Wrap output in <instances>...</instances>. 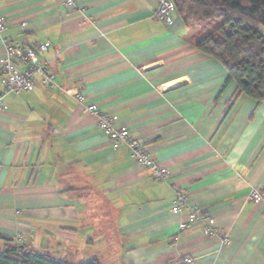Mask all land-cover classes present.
Segmentation results:
<instances>
[{
  "label": "crops",
  "instance_id": "0c3cea01",
  "mask_svg": "<svg viewBox=\"0 0 264 264\" xmlns=\"http://www.w3.org/2000/svg\"><path fill=\"white\" fill-rule=\"evenodd\" d=\"M155 0H0L8 36L54 75L4 96L0 110V237L71 263L264 264V101L218 97L227 72L199 51L198 29ZM24 25L22 27L21 25ZM5 48L0 38V59ZM6 76L0 68V95ZM97 105L143 138L169 178L156 181L127 145L114 149ZM253 189L263 195L249 200ZM178 193L189 198L175 214ZM214 217L218 236L186 231L190 207ZM5 241L0 238V249Z\"/></svg>",
  "mask_w": 264,
  "mask_h": 264
},
{
  "label": "trees",
  "instance_id": "16d2710c",
  "mask_svg": "<svg viewBox=\"0 0 264 264\" xmlns=\"http://www.w3.org/2000/svg\"><path fill=\"white\" fill-rule=\"evenodd\" d=\"M173 2L183 23L190 29L199 28L196 48L225 66L227 77L218 97L235 84L233 101L243 95L264 101V0ZM204 23H208L207 30ZM0 238L5 241L0 264H74L41 254L17 240ZM76 264L101 263L93 259Z\"/></svg>",
  "mask_w": 264,
  "mask_h": 264
},
{
  "label": "built area",
  "instance_id": "2783aa9c",
  "mask_svg": "<svg viewBox=\"0 0 264 264\" xmlns=\"http://www.w3.org/2000/svg\"><path fill=\"white\" fill-rule=\"evenodd\" d=\"M155 1L154 17L170 25L172 23V13L175 11L173 0ZM75 6L76 0H65V7L72 9ZM21 26L24 27L23 24ZM7 30V23L0 16V38L5 48V55L0 59V68L2 74L6 76L4 88L0 95V110L5 108L4 96L32 90L38 75L48 85H55L54 75L49 67L39 60V54L44 53L50 47V44L44 43L32 46L26 42L19 43L6 34ZM78 102L85 105L86 112L97 117V128L108 138L114 149L119 148L122 144L127 145L133 161L148 171L156 181H165L169 178L170 174L154 159L143 138L131 135L127 129L117 123L113 116L103 113L97 105H86V100L82 95L78 97ZM248 198L255 203H260L263 200V195L258 189H253ZM188 203L189 198L187 195L178 193L172 206V212L175 214L180 213L183 208L187 207ZM197 225L201 226L204 234L218 236L222 244L228 243V238L225 235H220L214 217L204 209L193 206L190 207L187 220L180 224V230L186 231ZM21 240L22 237L19 235L17 242L21 243ZM192 261L188 257L182 259L184 264H190Z\"/></svg>",
  "mask_w": 264,
  "mask_h": 264
},
{
  "label": "rangeland",
  "instance_id": "374dc122",
  "mask_svg": "<svg viewBox=\"0 0 264 264\" xmlns=\"http://www.w3.org/2000/svg\"><path fill=\"white\" fill-rule=\"evenodd\" d=\"M215 23H218V21L214 22V24H215ZM206 24H208V23H204V24H202V26H203V28H204L205 30L208 29V26H206ZM202 26H200V28H201ZM198 30H199V28H198ZM41 254H42V253H41Z\"/></svg>",
  "mask_w": 264,
  "mask_h": 264
}]
</instances>
